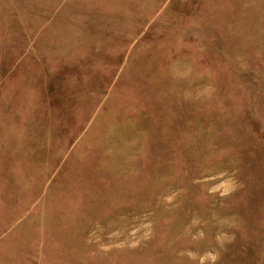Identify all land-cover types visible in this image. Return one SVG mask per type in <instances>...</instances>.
Here are the masks:
<instances>
[{"label":"rangeland","instance_id":"374dc122","mask_svg":"<svg viewBox=\"0 0 264 264\" xmlns=\"http://www.w3.org/2000/svg\"><path fill=\"white\" fill-rule=\"evenodd\" d=\"M0 264H264V0H0Z\"/></svg>","mask_w":264,"mask_h":264}]
</instances>
